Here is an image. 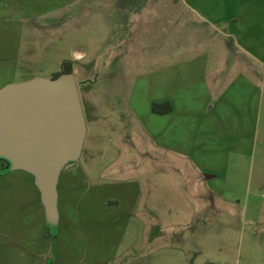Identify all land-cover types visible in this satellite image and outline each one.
I'll return each mask as SVG.
<instances>
[{"label":"rangeland","instance_id":"obj_1","mask_svg":"<svg viewBox=\"0 0 264 264\" xmlns=\"http://www.w3.org/2000/svg\"><path fill=\"white\" fill-rule=\"evenodd\" d=\"M2 7L0 87L69 63L86 123L72 162L87 181L74 177L71 207L53 227L29 173L11 189L1 180L0 264H264V0ZM193 88L208 106L245 94L242 137L201 147L181 131L164 138L153 100L174 96L184 109Z\"/></svg>","mask_w":264,"mask_h":264},{"label":"water","instance_id":"obj_2","mask_svg":"<svg viewBox=\"0 0 264 264\" xmlns=\"http://www.w3.org/2000/svg\"><path fill=\"white\" fill-rule=\"evenodd\" d=\"M86 123L72 71L0 88V158L33 177L45 221L58 222L57 180L79 157Z\"/></svg>","mask_w":264,"mask_h":264},{"label":"crops","instance_id":"obj_3","mask_svg":"<svg viewBox=\"0 0 264 264\" xmlns=\"http://www.w3.org/2000/svg\"><path fill=\"white\" fill-rule=\"evenodd\" d=\"M38 4L42 2L50 3L53 0H37ZM41 1V2H39ZM8 0H0V8H3L2 5L6 4ZM35 3V2H34ZM230 18H218L219 25L225 26L228 25ZM174 77L177 79H182L183 76L190 77V75L182 72L175 71L172 72ZM196 72L194 68H191V76L195 77ZM200 80V78H198ZM1 88V87H0ZM199 92L195 94L194 88L192 94H189L186 98H190V103L182 107L181 100L177 102V98L174 96L161 97L159 101L153 100V103H163L169 102L170 110L166 113H155L153 114L160 117L164 120V125L160 129V134L164 138H179V133L181 131V136H184L186 133L189 141L191 142H200L203 138H211L213 141H231L237 140L240 137V133L244 131L246 126V117H247V97L245 94L228 96L227 100L217 98L214 100L213 106L207 105L209 98L207 96L200 97L198 96ZM228 94L225 90L222 92V97ZM181 99V96H179ZM180 103V104H179ZM243 134V133H242ZM176 136V137H174ZM239 137V138H238ZM165 139V140H166ZM76 162V161H75ZM79 167H76L75 163H67L60 170L58 180H57V209H58V222L61 221V218L69 211L70 205L72 204V192L74 190V177L77 176V173L82 181H87L86 175L83 171H78ZM80 170V169H79ZM22 170H12L9 167V164L3 163L0 161V181L3 180V186L5 188H10L15 186L14 181L16 178L23 177L27 173H22ZM4 176V177H2ZM207 177H211L208 176ZM30 180V181H29ZM28 180L27 187L31 194L34 196L35 200L40 204L38 191L31 179ZM102 184H93V186H101ZM91 186V187H93ZM88 190V189H87ZM112 203V202H111ZM42 215L44 216V210L42 204H40Z\"/></svg>","mask_w":264,"mask_h":264},{"label":"trees","instance_id":"obj_4","mask_svg":"<svg viewBox=\"0 0 264 264\" xmlns=\"http://www.w3.org/2000/svg\"><path fill=\"white\" fill-rule=\"evenodd\" d=\"M63 71H71V68L69 67V63L63 64ZM55 74L53 77L59 75ZM151 110L155 113H166L170 110V104L169 102H163V103H152L151 104Z\"/></svg>","mask_w":264,"mask_h":264}]
</instances>
